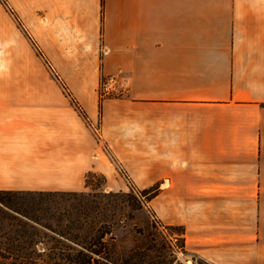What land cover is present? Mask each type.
I'll return each instance as SVG.
<instances>
[{"label": "crops", "instance_id": "1", "mask_svg": "<svg viewBox=\"0 0 264 264\" xmlns=\"http://www.w3.org/2000/svg\"><path fill=\"white\" fill-rule=\"evenodd\" d=\"M34 43L69 91L42 88ZM0 65V190L90 191L105 145L151 171L137 186L190 253L264 264V0H0Z\"/></svg>", "mask_w": 264, "mask_h": 264}, {"label": "rangeland", "instance_id": "2", "mask_svg": "<svg viewBox=\"0 0 264 264\" xmlns=\"http://www.w3.org/2000/svg\"><path fill=\"white\" fill-rule=\"evenodd\" d=\"M33 47L32 57L38 62L33 66L34 74L46 76L48 81L42 88L69 91L56 69L42 63L35 43ZM24 72L25 68L18 65L17 79ZM7 73L8 66L0 65V89L10 86L4 80ZM39 83L40 77L34 88ZM102 147L108 155V159L102 156L107 173L88 176L90 191L0 193V264H75L67 257L77 256L82 245L91 243L97 244L93 249L101 251L93 255L99 264L176 261L171 242L176 239L185 245L183 228L160 220L153 208L156 192L152 186H137V180H146L151 171L138 169L140 163L119 161L105 145ZM199 261L208 264L202 258Z\"/></svg>", "mask_w": 264, "mask_h": 264}, {"label": "built area", "instance_id": "3", "mask_svg": "<svg viewBox=\"0 0 264 264\" xmlns=\"http://www.w3.org/2000/svg\"><path fill=\"white\" fill-rule=\"evenodd\" d=\"M129 89V84L126 81V78L123 76L121 72H117L108 76H103L100 79L98 85V95L101 101H104L107 98L121 96L126 94ZM91 128L94 133L101 139L102 131L100 123L91 124ZM123 170L122 165H119ZM172 248L173 252L176 255V261L173 264H200L199 259L200 255L196 253H190L186 246L179 245L176 239H172ZM189 252L187 254L185 252Z\"/></svg>", "mask_w": 264, "mask_h": 264}, {"label": "trees", "instance_id": "4", "mask_svg": "<svg viewBox=\"0 0 264 264\" xmlns=\"http://www.w3.org/2000/svg\"><path fill=\"white\" fill-rule=\"evenodd\" d=\"M14 192H18V191H2V190H0V193H4V194H11ZM0 202L3 203L1 198H0ZM101 244H103L102 241H101ZM94 245L96 246L97 244L91 243V245H89V246L84 244L81 246L82 249H81V251H79L77 256H73V257L68 256L67 258L75 264H99V259L95 258L93 255L94 254L100 255L101 251L97 250V249H93Z\"/></svg>", "mask_w": 264, "mask_h": 264}]
</instances>
